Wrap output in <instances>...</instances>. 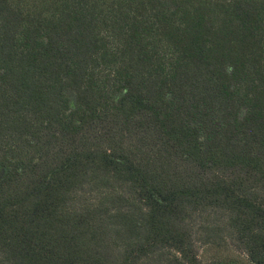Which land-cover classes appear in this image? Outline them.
<instances>
[{
    "label": "trees",
    "instance_id": "16d2710c",
    "mask_svg": "<svg viewBox=\"0 0 264 264\" xmlns=\"http://www.w3.org/2000/svg\"><path fill=\"white\" fill-rule=\"evenodd\" d=\"M212 208L264 264V0H0V264H202Z\"/></svg>",
    "mask_w": 264,
    "mask_h": 264
},
{
    "label": "rangeland",
    "instance_id": "374dc122",
    "mask_svg": "<svg viewBox=\"0 0 264 264\" xmlns=\"http://www.w3.org/2000/svg\"><path fill=\"white\" fill-rule=\"evenodd\" d=\"M87 187L75 204L94 203L97 196ZM94 192V191H93ZM193 240L202 264H251L247 254L235 243V235L228 227V214L219 209L194 213L190 219ZM167 254L157 256L149 264H163Z\"/></svg>",
    "mask_w": 264,
    "mask_h": 264
}]
</instances>
